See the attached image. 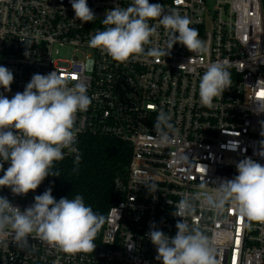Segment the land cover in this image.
Wrapping results in <instances>:
<instances>
[{"label": "built area", "instance_id": "obj_1", "mask_svg": "<svg viewBox=\"0 0 264 264\" xmlns=\"http://www.w3.org/2000/svg\"><path fill=\"white\" fill-rule=\"evenodd\" d=\"M87 3L93 22L76 19L69 0H0V66L14 75L11 91L0 88V94L23 92L36 73L57 71L70 87L84 83L94 99L76 115L74 147L80 154L87 135L127 143L129 171L115 182L119 200L93 252L65 253L31 237L22 249L9 235L0 243V264H162L147 233L154 222L175 236L182 218L173 212L182 199L194 209L185 222L209 237L217 264H264V223L248 222L231 205L223 211L215 206L219 182L238 174L239 160L264 165L258 154L264 151V0H149L189 17L207 52L177 43L158 61L144 55L126 63L90 47L89 40L103 29L107 10L126 8L131 0ZM168 39L169 30L160 26L145 49H164ZM217 61H228L232 84L209 108L200 102V77ZM160 111L173 125L163 144L154 128ZM64 152L65 158L77 155ZM46 189L44 180L27 195L4 187L0 196L23 210Z\"/></svg>", "mask_w": 264, "mask_h": 264}, {"label": "clouds", "instance_id": "obj_2", "mask_svg": "<svg viewBox=\"0 0 264 264\" xmlns=\"http://www.w3.org/2000/svg\"><path fill=\"white\" fill-rule=\"evenodd\" d=\"M69 2L76 19L81 22L96 19L87 0ZM149 21L158 23L150 25ZM101 22L104 27L91 36L89 46L100 49L118 63L144 55L158 61L170 55L177 43L192 53L207 52L199 31L190 27L189 17L149 0H131L126 8L116 6L107 10ZM160 26L169 30L167 47L146 51L145 45ZM24 42L30 46V42ZM227 65L228 61L213 62L200 77L202 105L212 107L214 98L221 97L230 88L232 79ZM13 81V72L0 66V88L10 92ZM70 83V79L57 71L36 73L23 92L11 98L0 94V171L3 172L0 188H9L15 196L35 192L49 175L59 177V172L53 171L54 162L65 158V149L69 154L77 153L73 171L78 170L80 155L74 145L80 129L75 126V118L78 112L88 110L94 97L87 94L84 83L76 81L71 87ZM170 119L163 111L157 115L154 128L161 144L168 142L165 129L173 128ZM258 154L264 156V151ZM4 162L9 164L6 170ZM235 167L237 175L219 182L217 210L223 211L226 205H231L248 222L264 223V165L249 157L239 160ZM193 211L187 199L179 202L173 215L182 220L176 223L175 236L165 234L153 222L147 235L158 253L156 260L162 264H217L209 237L184 220ZM104 223L105 217L87 206L81 195L57 201L48 188L23 210L0 196V243L10 235L12 242L22 249L29 245L31 237L65 253L93 252L94 241Z\"/></svg>", "mask_w": 264, "mask_h": 264}, {"label": "trees", "instance_id": "obj_3", "mask_svg": "<svg viewBox=\"0 0 264 264\" xmlns=\"http://www.w3.org/2000/svg\"><path fill=\"white\" fill-rule=\"evenodd\" d=\"M79 155L77 171H73L75 158H64L54 162L53 171H58L59 177L49 175L45 182L57 201L62 197L72 199L81 195L87 206L105 217V223L94 241L99 243L109 212L119 200L115 182L127 177L132 150L129 144L122 141L87 135L81 139Z\"/></svg>", "mask_w": 264, "mask_h": 264}, {"label": "snow or ice", "instance_id": "obj_4", "mask_svg": "<svg viewBox=\"0 0 264 264\" xmlns=\"http://www.w3.org/2000/svg\"><path fill=\"white\" fill-rule=\"evenodd\" d=\"M241 220H242V218H241ZM237 243H239V241L237 240Z\"/></svg>", "mask_w": 264, "mask_h": 264}, {"label": "rangeland", "instance_id": "obj_5", "mask_svg": "<svg viewBox=\"0 0 264 264\" xmlns=\"http://www.w3.org/2000/svg\"><path fill=\"white\" fill-rule=\"evenodd\" d=\"M35 196H36V195H34V197H35ZM34 197H33V198H34Z\"/></svg>", "mask_w": 264, "mask_h": 264}]
</instances>
